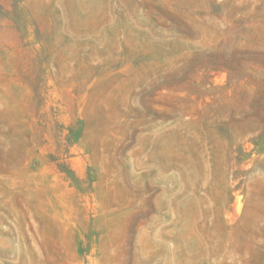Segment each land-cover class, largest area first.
I'll use <instances>...</instances> for the list:
<instances>
[{
	"label": "rangeland",
	"instance_id": "rangeland-1",
	"mask_svg": "<svg viewBox=\"0 0 264 264\" xmlns=\"http://www.w3.org/2000/svg\"><path fill=\"white\" fill-rule=\"evenodd\" d=\"M0 264H264V0H0Z\"/></svg>",
	"mask_w": 264,
	"mask_h": 264
}]
</instances>
